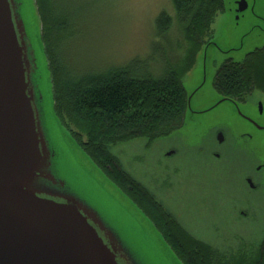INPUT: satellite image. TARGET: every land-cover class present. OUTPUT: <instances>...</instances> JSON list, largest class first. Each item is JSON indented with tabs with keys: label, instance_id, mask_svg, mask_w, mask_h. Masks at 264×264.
Instances as JSON below:
<instances>
[{
	"label": "rangeland",
	"instance_id": "obj_1",
	"mask_svg": "<svg viewBox=\"0 0 264 264\" xmlns=\"http://www.w3.org/2000/svg\"><path fill=\"white\" fill-rule=\"evenodd\" d=\"M18 1L19 13L36 60L33 79L41 98L43 124L53 154L55 177L99 213L139 264H184L154 223L94 163L74 139L73 133L57 118L36 0ZM246 1L248 10L237 13L235 0H224V12L217 16L212 26V39L204 40L192 69L182 78L190 100L183 126L168 137L154 141L135 138L119 142L111 150L123 169L140 188L154 197L173 220L202 243L223 252L256 246L264 238V131L257 134L252 143L248 139L238 140L239 134L250 127L235 107L226 101L213 111L194 117L193 121L189 118L193 117L190 109H208L225 98L215 90L214 81L226 61L242 62L250 53L264 48V0ZM67 2L69 8L83 19L82 34L70 46L72 65L89 73L111 66L123 67L138 59L141 73L153 76L163 73L170 51L169 45L159 43L156 21L164 12L173 18L176 16L172 0ZM189 49H192L189 43L183 41L179 50L170 54L171 58H179L180 62ZM247 101L246 107L241 106L244 114L264 126V92L255 90ZM259 102L263 105L262 117L257 115ZM218 128L225 131L226 144L237 139L236 144L243 149L247 162L255 158L253 152L258 155L260 159L256 164L263 166L262 191L251 192L247 185L236 187L230 174L229 184L227 180V183L218 181L210 171H205L211 182L207 188L202 181H197L195 172V180L187 179L195 170L181 168L184 157H179V148L184 150V154L193 153L197 147L209 144ZM71 130L75 132L73 126ZM86 140L83 136V141ZM132 187L139 192V187ZM149 202L155 208L151 200ZM241 211L247 214L239 215Z\"/></svg>",
	"mask_w": 264,
	"mask_h": 264
},
{
	"label": "trees",
	"instance_id": "obj_2",
	"mask_svg": "<svg viewBox=\"0 0 264 264\" xmlns=\"http://www.w3.org/2000/svg\"><path fill=\"white\" fill-rule=\"evenodd\" d=\"M172 3L176 16L164 12L156 21L157 38L169 45V59L163 73L153 76L139 71L138 59L123 67L89 73L72 65L70 46L82 34V17L69 8L67 0H36L55 114L94 163L154 223L184 264H264V238L258 245L236 252L202 243L140 188L111 151L115 144L135 138L154 141L168 137L185 122L188 96L182 78L192 69L204 40L212 39V26L224 12V0ZM183 41L189 43L191 51L180 62L179 58L173 60L170 54L179 50ZM214 88L223 97L240 102L255 90L264 92V48L242 62L226 61L216 74ZM132 185L139 187V192L132 190Z\"/></svg>",
	"mask_w": 264,
	"mask_h": 264
},
{
	"label": "water",
	"instance_id": "obj_3",
	"mask_svg": "<svg viewBox=\"0 0 264 264\" xmlns=\"http://www.w3.org/2000/svg\"><path fill=\"white\" fill-rule=\"evenodd\" d=\"M248 7L241 0L238 12ZM19 10L18 0H0V264H139L99 213L54 175L36 60Z\"/></svg>",
	"mask_w": 264,
	"mask_h": 264
},
{
	"label": "flooded vegetation",
	"instance_id": "obj_4",
	"mask_svg": "<svg viewBox=\"0 0 264 264\" xmlns=\"http://www.w3.org/2000/svg\"><path fill=\"white\" fill-rule=\"evenodd\" d=\"M240 1L241 0H235L237 13H238V7H239ZM251 10L252 12H254V8H252ZM237 13L235 14V17H237L236 20L239 21V15H237ZM247 100L240 102L237 100L230 99L229 103H231L235 107V111L239 114V116L244 121H246L249 124V127H250L249 130L243 131L239 134L238 140L242 142L244 141V139H246V141L248 139L249 142L252 143V141L255 140V136L259 134L260 132L264 131V126H261V124L258 121L254 120L250 115L244 114L241 106L246 107L248 103ZM260 104L262 103L259 102L257 106V109H258L257 115L262 117L263 111L260 112ZM219 105L220 103H216L215 105H212L208 109H204V110L203 109H200V110L190 109V114H192L193 117L190 116L189 119L193 121L194 117H199L203 114L211 112L214 109H216ZM219 134L223 135L222 142L218 138ZM225 135H226L225 131L222 128H218L215 131L214 139L212 138L210 143L207 145L204 144L201 147H197L193 153L184 154L183 152L184 150L179 148V157H182V158L184 157V160L181 161V168L183 170L188 169V171L189 170L192 171L191 168H194L195 170V171H192V174H190V176H187V179L195 180V175L193 174L195 172L198 175L197 181L198 180L200 182L202 181L204 186L207 188L209 184H211V182H209L208 180L209 174H206L205 171L206 172L210 171L214 176L213 178H218V181L220 182L225 181V183H227L226 182L227 180L229 184L231 181L230 176H229L230 174L236 183V187H239V186L247 187L248 186L251 192L262 191L263 180H262L261 171H262L263 166L256 164L257 160H259L260 158H258V155L253 152L252 154H255L254 156L255 158L248 160L247 162V159L244 158L245 153L243 149L241 147L239 149V147L236 144L237 139L235 138V140H229V142L226 144L227 139ZM218 163H221V165H219ZM226 170H229V171L227 172ZM246 214L247 213L244 211L239 212V215H242V216H245Z\"/></svg>",
	"mask_w": 264,
	"mask_h": 264
}]
</instances>
